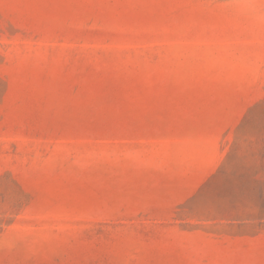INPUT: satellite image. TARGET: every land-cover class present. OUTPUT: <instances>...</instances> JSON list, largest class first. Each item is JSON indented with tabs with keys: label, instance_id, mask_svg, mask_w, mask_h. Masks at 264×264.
<instances>
[{
	"label": "rangeland",
	"instance_id": "rangeland-1",
	"mask_svg": "<svg viewBox=\"0 0 264 264\" xmlns=\"http://www.w3.org/2000/svg\"><path fill=\"white\" fill-rule=\"evenodd\" d=\"M0 264H264V0H0Z\"/></svg>",
	"mask_w": 264,
	"mask_h": 264
}]
</instances>
